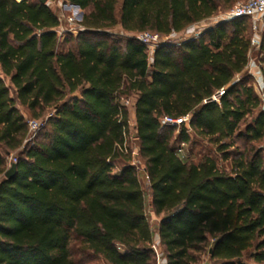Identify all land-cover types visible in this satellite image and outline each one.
Instances as JSON below:
<instances>
[{"label": "trees", "instance_id": "1", "mask_svg": "<svg viewBox=\"0 0 264 264\" xmlns=\"http://www.w3.org/2000/svg\"><path fill=\"white\" fill-rule=\"evenodd\" d=\"M68 1L89 11L75 50L60 49L49 4L0 0V147L17 153L8 180L11 156L0 152V264H156L157 237L166 264H200L207 250L211 264H264V156L231 152L238 140L264 139L247 72L250 19L161 44L152 56L135 38L181 34L238 0ZM119 26L122 35L106 33ZM222 89L220 104L205 103ZM25 111L34 120L51 112L33 142ZM185 116L189 133L161 124ZM132 120L155 231L131 164ZM194 138L214 145L230 171L212 156L183 159L179 149Z\"/></svg>", "mask_w": 264, "mask_h": 264}, {"label": "rangeland", "instance_id": "2", "mask_svg": "<svg viewBox=\"0 0 264 264\" xmlns=\"http://www.w3.org/2000/svg\"><path fill=\"white\" fill-rule=\"evenodd\" d=\"M35 1V0H33ZM248 0H238L234 2L231 6H228L227 8H222L214 17L210 19L209 24H216L217 20L222 18L223 15L230 11L236 4L246 2ZM50 8L52 11L58 16L60 19V27L58 28V34L60 37V42H61V50H67V49H76V42L75 38L79 35V33L84 30L83 26L81 25L83 16L88 14L89 11H82L78 8H76L73 4H71L68 0H51L48 2ZM245 23L247 24L248 27V33L252 37L255 35H259L262 40L264 39V17L261 18L260 20L257 21V25L259 26V31L258 33L255 32L253 26L255 22L253 20H245ZM122 29L121 27H116L114 29L107 30L106 33L110 35H115V36H120L122 35ZM193 35V34H192ZM191 33L187 34L182 33L177 35L175 38H171V42H174L176 44L186 40L190 36H192ZM67 41H69L67 43ZM263 42V41H262ZM150 53V52H149ZM150 56H152V53H150ZM253 60L257 58L256 54H253L252 56ZM250 73V70L248 69L247 71ZM264 73V72H263ZM264 77V75H263ZM250 85L253 86L255 89L257 95L260 97L262 101V106L260 108V111L264 112V94H261L257 89H256V80L254 77H252V80L250 81ZM132 101V99H130ZM131 105V104H130ZM51 112H47L46 115L42 118H40L38 121L41 123L46 124L48 117L51 115ZM26 119L27 120H33L35 119L29 112H24ZM258 115V112H256L253 116L247 118L245 123H243L240 127L241 131H245L246 127L248 125H251L254 121V117ZM43 129V128H42ZM39 133V132H38ZM37 133V134H38ZM178 134V131L175 133ZM134 135V121L132 120V127H131V135L130 138L128 139V147L130 148V151L132 152V161L131 164L136 168L139 180L143 186L144 193H145V203H146V209L147 213L149 216H151L152 220V225L154 228V231L157 228V224L159 223L160 219L157 218L156 216H153L152 213V194L150 191V183L147 177V174L145 172V166H144V161L139 157V144L138 141L133 137ZM193 144H189L185 146L184 149V154L182 155L183 159L187 160L189 159L190 161H193L194 163H199L202 158L205 156H212L216 161L222 170L230 171L231 169V162H225L222 159V156L220 153L217 152V148L214 145H211L207 142H203L199 139L194 138ZM254 149L256 151H262L263 156H264V139L262 141H257V142H246L244 140H238L235 143L234 149L231 150V152H234V154H240L243 152H247L250 149ZM0 152L4 157H7L9 154L0 147ZM17 153H12L11 156L14 158V156ZM118 171V169L116 170ZM156 242V241H155ZM80 244L77 241H73L71 244V251L74 257L77 260H80L83 258V255L79 249ZM244 263L246 264H256L253 261H251L249 258L244 259ZM82 264H107L104 260L99 259V258H94L91 257L87 261L83 262ZM200 264H211L209 261V254L208 250L205 251L201 255V263Z\"/></svg>", "mask_w": 264, "mask_h": 264}, {"label": "built area", "instance_id": "3", "mask_svg": "<svg viewBox=\"0 0 264 264\" xmlns=\"http://www.w3.org/2000/svg\"><path fill=\"white\" fill-rule=\"evenodd\" d=\"M264 17V0H248L246 2L238 3L236 4L230 11L226 12L222 18L218 19L216 24H209L207 22L210 21V19L196 24L192 26L190 29L185 31L187 34H190L188 39L191 38H198L205 30L224 22H231L236 19H243V18H249L255 22L253 28L256 33L259 31V26L257 25V21ZM183 32V33H185ZM182 34V33H181ZM179 34H173L168 37H161L157 34L152 33H142L135 36L137 41L143 45H145L150 53H153L154 50L164 43H172L176 44L174 42H171V38H175ZM185 41V40H184ZM179 44V43H178ZM253 54L257 55V58L253 60L252 56ZM250 60L248 69L250 70V73L253 67H256L260 69L259 75H253V77L256 80V89L261 93L264 94V51H262V38L259 35H255L252 39V48L250 51ZM226 95V89H222L219 92H217L212 98L205 101V103H221V99ZM126 106H130V101L127 100L125 102ZM28 128L30 132L29 142H33L37 136V133L42 130V128L45 126L44 123H41L38 120H27ZM163 127H169V128H176L178 132L181 130L182 127H185L188 130V133L191 132L190 128V116H185L181 118H173V117H165L161 122ZM185 145H182L179 149V154L182 156L184 154ZM16 159L10 157L8 158V165L9 168L13 164H16ZM153 250L156 254V264H166V259L163 256V253L160 248V243L155 242L153 245Z\"/></svg>", "mask_w": 264, "mask_h": 264}, {"label": "water", "instance_id": "4", "mask_svg": "<svg viewBox=\"0 0 264 264\" xmlns=\"http://www.w3.org/2000/svg\"><path fill=\"white\" fill-rule=\"evenodd\" d=\"M42 4H48L49 0H39ZM76 8L79 9L78 6H75ZM133 137L136 139L138 137V130L137 128L134 129V135ZM17 174V164H13L11 166V168H9V170L7 171V173L5 174V178L8 180L13 179Z\"/></svg>", "mask_w": 264, "mask_h": 264}, {"label": "crops", "instance_id": "5", "mask_svg": "<svg viewBox=\"0 0 264 264\" xmlns=\"http://www.w3.org/2000/svg\"><path fill=\"white\" fill-rule=\"evenodd\" d=\"M190 29V28H189ZM251 74L252 75H259L261 72H260V69H258V68H256V67H253L252 68V70H251ZM132 118H133V120H135V116H134V114H132ZM154 216V215H153ZM155 217V216H154ZM158 225V224H157ZM156 242H158V243H160V240H159V238L157 237L156 238Z\"/></svg>", "mask_w": 264, "mask_h": 264}]
</instances>
